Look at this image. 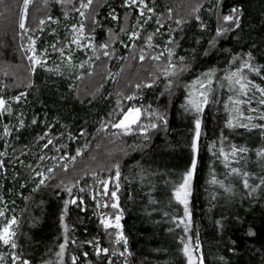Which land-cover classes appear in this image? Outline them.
Instances as JSON below:
<instances>
[{
	"label": "trees",
	"instance_id": "obj_1",
	"mask_svg": "<svg viewBox=\"0 0 264 264\" xmlns=\"http://www.w3.org/2000/svg\"><path fill=\"white\" fill-rule=\"evenodd\" d=\"M146 1L152 11L141 15L121 0H92L83 8L84 31L94 46L90 65L69 86L39 69L32 72L30 49L33 41H46L53 21L74 18L88 0H29L25 29L19 27L24 0H0V96H20L26 116L5 147L4 125L12 111L6 107L4 115L0 112V170L5 172L0 195L17 221V264H73V257L75 264H186L183 247L189 237L190 243L199 241L204 264H264V186L249 194L242 175L249 173L250 186L264 178V156L257 155L264 149V129L251 126L264 124L259 90L264 88V0ZM227 15H238L240 26L224 21ZM178 20L184 23L178 25ZM166 24L173 27L169 46L178 66L171 76L161 71L168 66V52L156 44L158 30ZM218 27L228 30L217 35ZM69 33L64 31L53 52ZM245 62L257 71L242 67ZM237 69L243 90L234 77L226 79ZM198 78L204 89L193 84ZM139 91L149 103L146 110L165 114L167 124L155 121L159 127L147 133L114 128L120 109L135 105V99L126 97ZM193 91H208L201 113L188 104ZM196 118L201 134L189 198L191 223L185 232V224L173 219L184 215L173 190L191 167ZM62 127L68 136L57 151L55 137ZM45 131L42 142L52 140L47 150L55 165L37 188L33 175L45 163L40 141ZM233 146L247 151L233 155ZM117 164L119 208L109 211L122 212L127 254L114 244L112 230L98 223L89 193L96 176L116 177ZM17 170L19 180L27 181L22 186L11 180ZM213 176L224 186L214 183ZM61 244L65 247L58 255ZM97 245L109 251L97 254Z\"/></svg>",
	"mask_w": 264,
	"mask_h": 264
},
{
	"label": "rangeland",
	"instance_id": "obj_2",
	"mask_svg": "<svg viewBox=\"0 0 264 264\" xmlns=\"http://www.w3.org/2000/svg\"><path fill=\"white\" fill-rule=\"evenodd\" d=\"M121 4L123 7H128L131 10L137 11L139 15L142 13H147L150 12L148 9H150L149 3L144 0V5L139 4V0H137L136 4H132L131 0L126 4L125 0H121ZM83 11V8H80V10L77 12L76 16L72 19H65L63 21H53V25L48 30L43 38L41 35L39 38H43V40H46L45 42L42 41H36L34 44V47L36 49V54L40 56L42 63L40 65H33V62L31 61V68L35 67V69H39L42 71L44 76L46 78L50 79H56V78H62L64 83L66 85L71 83L76 79V77L83 71L85 67H88L90 65V60H89V55L93 51V46H94V40L93 37L86 34L85 31L83 30V35H80L78 32H74L72 25L75 24L77 25V28H79V25L82 23V16L81 12ZM66 29H69L70 33L68 36V39L65 41V43L56 51H52L51 49L57 42L60 41V37L63 35L64 31ZM44 36V35H43ZM48 36V37H47ZM79 37V43H76L75 40ZM173 38V27L169 24H166L162 26L158 30V40L156 42L157 46L162 49L163 51L167 52V48H171L169 46L171 39ZM33 46V45H32ZM31 46V48H32ZM32 51L30 49V57L32 56ZM69 56H71V60H69ZM29 57V56H28ZM33 72V71H32ZM238 75L237 77H234L235 79H240ZM240 83L242 82V79L240 80ZM198 91H193L191 94H196L198 95ZM135 96V106L141 107L143 109H147L149 107V103L146 102V100L143 99V92L139 91ZM17 97V96H14ZM14 97L5 100L6 101V107L11 109L12 115L10 116L9 123H5L4 125V146H8L10 144V140L12 139V135L15 131H18L21 129L25 123H26V116H25V110L24 107L21 103L22 98L19 100L14 99ZM20 97V96H19ZM133 106V105H132ZM131 107V106H130ZM2 114H5V111H2ZM143 119V120H142ZM142 121V122H141ZM141 121L139 123L147 124L146 123V116L143 115L141 117ZM5 126L8 128L7 134H5ZM62 129L58 130V134L55 137V140L58 142L57 146V151L60 150V145L63 141L66 140L68 133L67 129ZM124 132L123 129H119ZM136 133L139 132L136 129V126L133 125V131L127 132V133ZM48 132H43L41 136V147L43 150L42 153V159L45 161L43 166L37 170L33 177L37 178V182L39 183L40 179L46 178L47 174L49 173L48 169H53V166L55 165L54 161H50L49 157V152H48V147L49 143L48 140L42 142L43 138L47 135ZM126 133V132H125ZM141 133V132H139ZM52 141V140H51ZM47 145V147H45ZM66 157V156H65ZM62 159V158H61ZM63 160V159H62ZM37 172L43 173V177H39L36 175ZM18 170L14 172L13 175H11V180L13 177V183H17L16 185L22 186L24 185L27 181L24 179L19 180V175H18ZM5 172L3 169L0 170V187H1V180L2 177L4 176ZM107 181L108 182V195H104L105 189L102 187V184ZM94 185L90 188L89 193H90V199L94 201V204L97 208L96 214L98 217V223L102 225V227L106 230L111 229L112 230V236H113V241L114 244L122 245L124 249V254H127V251H125L126 245L123 240H121L119 243L116 241V232L119 231L115 227H109L105 228L104 224L101 223V220L103 218H108L111 217L114 220V216L118 213H120V210L113 215L110 214L109 208L112 207L113 202H118L114 201L111 192L116 191V184H117V179L116 177L113 179H110L109 177L107 178H101L100 176H96L94 178ZM14 187V186H13ZM16 187V186H15ZM1 189V188H0ZM84 189V187H81V191ZM12 191V190H11ZM107 204V206H105ZM8 205L6 202L5 197L1 194L0 195V210L4 212L3 216H0V229L4 227V225L10 220L13 216L12 213L9 212L8 210ZM118 209V208H116ZM122 218L121 217V225H122ZM17 229V223L12 226V231L16 233ZM123 231V227H122ZM14 239V237H13ZM191 247L194 251V254L197 257H200V250L197 246V243H190ZM13 253H15V256L18 257L17 255V248H12L10 244H4L2 241H0V264H13L14 256ZM104 253V252H102ZM105 254V253H104ZM186 264H188V257L186 256ZM20 259H15V264L18 263ZM84 264H92L91 262H85Z\"/></svg>",
	"mask_w": 264,
	"mask_h": 264
},
{
	"label": "snow or ice",
	"instance_id": "obj_3",
	"mask_svg": "<svg viewBox=\"0 0 264 264\" xmlns=\"http://www.w3.org/2000/svg\"><path fill=\"white\" fill-rule=\"evenodd\" d=\"M129 2V0H125V3L127 4ZM92 3V0H88L87 3H82L81 7L82 8H88L90 6V4ZM132 4H136L137 0H131ZM139 4L140 5H144V0H139ZM29 5V0H24V14L21 15L20 18V22H19V27L21 29H25V20H26V10L28 8ZM148 11H152V9H148ZM171 11V10H169ZM198 11V7L196 9L193 10ZM233 13L237 12V9H233L232 10ZM81 16L84 15V12L80 13ZM197 20L200 19V17L197 15L195 17ZM49 19H51V17H49ZM224 21H231L237 28L240 26V17L238 15H227L223 17ZM41 24H43V21H40ZM184 21L183 20H178L177 24H183ZM201 27H204V25L201 23ZM73 31L74 32H78L80 35H83V30H84V24L81 23L79 25V28H77V25L73 24L72 25ZM228 29L227 28H217V35H220L222 32H226ZM138 33L133 32L132 36H137ZM149 40H151V36L148 38ZM76 43H79V37H77V39L75 40ZM174 43V41H173ZM212 43V42H210ZM33 46L31 48L32 51V56L29 57V59L33 62V65H40L42 63L40 56H38L36 54V49L34 47L35 41L32 42ZM55 47V46H53ZM101 47L107 48L108 45L104 44L101 45ZM168 52V66L165 68H162L161 71L163 72V74L165 76H171V75H175L176 73V69H177V65L172 63V55H173V50L171 48H167L166 49ZM105 55H107L108 53L105 52ZM249 56H251V53H249ZM140 59L144 60L145 56L143 55V53L140 55ZM154 59L159 60L160 56H155ZM181 61H183L184 57H180ZM69 60H71V56H69ZM242 67L245 68H252V66L250 64H248L247 62H245ZM181 71H183V69H180ZM253 71H257V69L252 68ZM32 71H35V67H33ZM240 70L237 69L236 72L233 73H229L226 76V79H228L230 82L232 81L233 77H237L239 75ZM211 75L212 73L209 72L207 74V76L209 77V79L207 80V84H211ZM243 79V77H240V79H237L235 82L240 84V88L243 90L245 88V84L240 83V80ZM169 84H171V80H169ZM193 84H199L201 89L205 88V82H201L199 80V78L197 80H195L193 82ZM141 87V85L137 84L136 88L139 89ZM260 92L262 94H264V88L259 89ZM14 99L19 100L20 97H14ZM126 99H128L129 101H132L135 99L134 95H129L126 97ZM231 99V97L229 98ZM208 103V91H200L198 93V95L196 94H190L188 97V104L191 107V109L193 111H195L196 113H201L203 111V106L206 105ZM261 104H264V99L260 100ZM118 106H119V101L117 102ZM7 110L6 108V101L5 99L0 96V112ZM147 115V117H149V122L147 124H141L139 123L141 121V117L143 115ZM111 115V114H110ZM249 120L252 119V117H248ZM262 119H264V117H262ZM155 121H159L161 123H163L164 125L167 124V120L165 118V114L159 112L158 110L155 111H148L145 110L141 107H137L135 105L128 107L127 110L125 111L123 108L120 109V113H119V117H118V121L113 123L112 126L114 128L117 129H123L124 132H131L133 131V125L136 126V129L141 132V133H147L149 129H156L159 127V124ZM229 126H232V122L231 120L228 121ZM243 127H248V125H242ZM252 127H260L262 129H264V124H260V125H256L253 124L251 125ZM8 132V128L5 126V134H7ZM201 134V120L199 118L195 119V136L193 137L192 143H191V149H192V160H191V167L183 173V177H182V182L179 183L178 186H176L173 190V194L175 197V200L178 201L180 204L183 205V211H184V215L183 217L181 216H173L174 220H179L181 223L185 224L184 227V231L188 232V227L187 225L191 223V212L189 209V198L191 196V184H192V180L194 177V173L196 170V166H197V159H196V154L198 152V139L200 137ZM49 144L52 143L51 140L48 141ZM45 147H47V145H45ZM247 151V149L245 148H240L237 149L235 146H233L232 148V153L233 155H235V153L237 151ZM77 153H80V150L77 149ZM221 154L224 155L225 160H227V154L223 152V149H221ZM257 155L260 156H264V149H260L257 152ZM74 159V158H73ZM0 166H2V162H0ZM116 177L117 180L120 176V171H119V165L117 164L116 166ZM49 172L52 171V169H48ZM232 173H240V169L238 168H232L231 169ZM37 176L39 177H43V173L41 172H37L36 173ZM244 179H243V185L245 188H250V193L252 192H256L257 189H259L261 186H264V178L260 179V184L258 185H254V186H250L249 181L247 179L249 173L248 172H243L242 173ZM44 179H40L39 184H37V188H39V186L41 184H44ZM213 182L214 183H219L221 184V186H224V182L223 181H217L216 177L213 176ZM102 187L105 189L104 195H108V182L105 181L102 184ZM116 189H119V183L117 182L116 184ZM226 191H230V188H226ZM71 191V189H69V192ZM111 196L113 198L114 201H118L119 197L117 196V191H112L111 192ZM72 203H76V200L73 199L71 201ZM68 201L65 202V205H67ZM105 206H107V204H105ZM112 207L113 208H119V204L116 202L112 203ZM167 214V213H166ZM4 212L2 210H0V216H3ZM121 217H122V212L116 214L114 216V220L111 217L108 218H103L101 220V223L104 224L105 228H109V227H115L116 229H118L119 231L116 232V241L117 243H119L121 240L124 241L125 245L127 244V238L124 236L123 231H122V225L120 223L121 221ZM187 218V219H185ZM17 223L15 216H13L10 220H8V222L4 225V227L2 229H0V241H2L4 244H10L12 248H16V243L13 239V237L15 236V233L12 231V226L15 225ZM61 223H63V215L61 216ZM65 230H67V225H65ZM250 234H252L250 232ZM189 242L188 243H184V247H183V252L184 254L188 257V264H204V260L203 257H197L194 254V251L191 247L190 244V240L191 238L189 237ZM67 242V236L65 237V243ZM91 243V242H89ZM199 243V241L197 240V244ZM65 245L61 244L60 245V249L61 252L58 253V255H62L63 250H64ZM96 251L97 254H99L100 252H104L107 253L109 251L108 248H100L98 245L96 246ZM125 251H127V249L125 248ZM123 254V253H122ZM85 255H87V253H85ZM14 256V260H13V264H15V259H19V257L15 256V253H13ZM75 260L76 257H73V264H75ZM23 264H30V262L28 260H24Z\"/></svg>",
	"mask_w": 264,
	"mask_h": 264
}]
</instances>
